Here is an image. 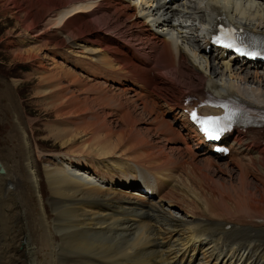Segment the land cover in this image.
Masks as SVG:
<instances>
[{"label": "bare ground", "instance_id": "1", "mask_svg": "<svg viewBox=\"0 0 264 264\" xmlns=\"http://www.w3.org/2000/svg\"><path fill=\"white\" fill-rule=\"evenodd\" d=\"M0 8L15 22L5 52L37 79L35 102L53 116L45 138L60 147L41 157L20 79L3 82L0 264H264V130L237 131L216 161L180 103L161 92L164 79L148 72L153 63L184 90L264 108V68L208 41L220 19L264 34V0H0ZM138 177L155 198L120 189Z\"/></svg>", "mask_w": 264, "mask_h": 264}, {"label": "rangeland", "instance_id": "2", "mask_svg": "<svg viewBox=\"0 0 264 264\" xmlns=\"http://www.w3.org/2000/svg\"><path fill=\"white\" fill-rule=\"evenodd\" d=\"M1 10V8H0ZM1 12V11H0ZM118 16L124 17V14L121 13V10L118 14ZM15 22L12 19H9L7 16H3L0 13V87H3V82H8L14 78L20 79V84L16 87V92L20 97V102L22 103L23 107L25 108V111L27 113V116L29 118L34 119V125L33 127L36 128L35 130V140L37 144L40 146V150L44 153L41 155V157L47 155L48 153L56 154L55 152L60 151L59 144H56L52 141V139L45 138V132H44V126L43 124L47 122L48 120L52 119L53 116L46 113L40 104H38L36 99H34L33 94V86L36 84L37 79L32 77L31 79H27V73H29V67L28 65H21L15 63V61H12L11 58L6 54V49L4 48L5 42L2 41L5 32L13 28ZM118 30V29H117ZM94 33L98 32L101 35H104L105 32L102 30H99L98 28H94ZM98 34H96L98 36ZM85 36V35H83ZM82 36V37H83ZM133 52L132 50H130ZM134 53V52H133ZM136 56L137 54L134 53ZM10 120V116H4L0 109V148L3 147V141L5 136L7 135L9 131V127L6 125L7 122ZM48 152V153H47ZM46 187H43L42 194L44 195L46 193Z\"/></svg>", "mask_w": 264, "mask_h": 264}, {"label": "snow or ice", "instance_id": "3", "mask_svg": "<svg viewBox=\"0 0 264 264\" xmlns=\"http://www.w3.org/2000/svg\"><path fill=\"white\" fill-rule=\"evenodd\" d=\"M213 39L217 44H220L223 47L233 48L238 53H241L243 55H249L247 51L237 46L235 39L230 31L225 32L222 29L220 35L213 37ZM191 116L193 120H195L197 123L201 125V130L204 131L205 134L209 136V138H219V133L225 130L218 123L220 120V117L208 116V117L201 118L197 116L195 112H192Z\"/></svg>", "mask_w": 264, "mask_h": 264}]
</instances>
